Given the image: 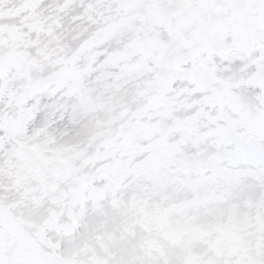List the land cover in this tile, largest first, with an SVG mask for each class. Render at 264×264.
<instances>
[{
  "label": "rangeland",
  "instance_id": "374dc122",
  "mask_svg": "<svg viewBox=\"0 0 264 264\" xmlns=\"http://www.w3.org/2000/svg\"><path fill=\"white\" fill-rule=\"evenodd\" d=\"M0 53V264H264V0H0Z\"/></svg>",
  "mask_w": 264,
  "mask_h": 264
},
{
  "label": "clouds",
  "instance_id": "9594fccd",
  "mask_svg": "<svg viewBox=\"0 0 264 264\" xmlns=\"http://www.w3.org/2000/svg\"><path fill=\"white\" fill-rule=\"evenodd\" d=\"M68 101L75 102V98L74 97H72V98H66V102H68ZM43 102L44 103H47L48 102L47 97L44 98V101Z\"/></svg>",
  "mask_w": 264,
  "mask_h": 264
},
{
  "label": "trees",
  "instance_id": "16d2710c",
  "mask_svg": "<svg viewBox=\"0 0 264 264\" xmlns=\"http://www.w3.org/2000/svg\"><path fill=\"white\" fill-rule=\"evenodd\" d=\"M1 54V53H0ZM6 56H8V55H6ZM16 58V57H15ZM37 77V76H36ZM37 80H40V78H37Z\"/></svg>",
  "mask_w": 264,
  "mask_h": 264
}]
</instances>
